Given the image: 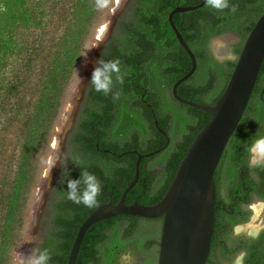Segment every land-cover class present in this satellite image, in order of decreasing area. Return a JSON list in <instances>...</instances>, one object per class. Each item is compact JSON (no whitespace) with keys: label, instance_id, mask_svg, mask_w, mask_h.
<instances>
[{"label":"trees","instance_id":"obj_1","mask_svg":"<svg viewBox=\"0 0 264 264\" xmlns=\"http://www.w3.org/2000/svg\"><path fill=\"white\" fill-rule=\"evenodd\" d=\"M202 0H128L116 18L97 60L119 59L124 83L116 84L118 100L96 92L89 84L83 94L72 127L65 139V164L55 175L42 220L44 236L40 249L51 253L49 264H66L74 236L83 220L99 205L115 204L135 172L138 178L126 193L125 203L153 205L166 193L178 165L198 131L210 115L179 104L171 95L173 83L191 68L168 23L175 7L194 6ZM237 6L217 11L204 3L193 10L172 14L173 25L193 53L192 75L176 87L178 96L198 104L213 105L224 90L242 44L264 12V0H230ZM110 6V4H109ZM105 8L95 0H0V80L17 64L31 68L46 43V62L40 70L34 99L23 118L14 171L0 188V264H14L27 223L33 189L50 149L64 103L77 82L88 44ZM52 26L48 37L45 27ZM239 42L231 48L235 59L217 63L208 42L226 33ZM46 37V38H45ZM12 76L15 75L11 72ZM8 86V89H10ZM7 89V90H8ZM178 105L183 121L166 107V98ZM164 131L178 122L179 137L167 154L159 151L165 139L156 140L157 128ZM262 132V133H261ZM264 132V58L246 108L230 136L213 175L215 187L212 235L227 232L236 221L248 220L245 205L264 201V163L250 165V146ZM80 159V167L72 159ZM154 161L161 168L153 166ZM81 169L94 173L103 185L98 205L88 208L66 199V177L78 179ZM162 217L145 219L117 215L87 229L75 264H113L119 253L132 244L143 253L152 252L146 264H156ZM150 230L138 236L141 230Z\"/></svg>","mask_w":264,"mask_h":264},{"label":"water","instance_id":"obj_2","mask_svg":"<svg viewBox=\"0 0 264 264\" xmlns=\"http://www.w3.org/2000/svg\"><path fill=\"white\" fill-rule=\"evenodd\" d=\"M204 3L202 0L194 6L175 7L167 19L178 44L191 62V68L173 83L171 95L181 104L208 113L210 119L188 146L166 193L153 205L125 203L126 193L138 178V164L143 156L137 154L133 179L115 204L99 205L83 220L74 236L66 264H75L81 240L89 226L117 215L145 219L162 217L156 264H205L214 224L213 175L246 108L264 58V12L247 34L223 92L213 105H203L183 99L176 93V87L194 72L196 62L171 16L196 9ZM114 6L115 2L111 8Z\"/></svg>","mask_w":264,"mask_h":264},{"label":"rangeland","instance_id":"obj_3","mask_svg":"<svg viewBox=\"0 0 264 264\" xmlns=\"http://www.w3.org/2000/svg\"><path fill=\"white\" fill-rule=\"evenodd\" d=\"M127 1L128 0L124 1L125 5ZM114 2L115 0H111L109 8L104 11L102 19L93 33L87 47V54L79 70L77 82L70 89L68 97L64 103L59 123L53 132L49 153L45 157L39 180L31 195L26 215L27 223L24 229V234L18 248L13 254L14 264H19L23 259V255L30 252L34 247L38 248L43 240L44 228L42 220L46 216L47 200L51 194L55 175L60 167L58 164L51 170V182L49 183L47 180L49 162L50 160L62 159L63 157L65 139L72 127L75 115L81 104L87 81L96 66L95 61H97L99 51L103 42L109 38L116 18L122 13L125 7L123 3L124 6H122L119 11L112 12L111 7L114 5ZM103 25H106L108 33L106 37L104 36L98 40L96 39V34L98 29ZM51 28L52 26L45 27L44 30L47 34L46 37H48L50 31L52 32ZM238 42L239 37L235 33L230 32L218 35L211 39L208 44V49L213 59L220 64L225 60L235 59L231 53V48ZM46 47L47 45L45 42L39 47L40 56L32 63L31 68H26L24 64L20 62L17 66L15 65L14 67H11L5 77L0 80V187L8 183L14 171L21 124L28 110V106L36 94L40 70L46 62ZM11 72H14L15 75L12 76ZM9 85H11L10 89H8ZM166 107L179 116L183 121L186 120V117L180 111L178 105L172 103L168 97L166 98ZM66 110H69L68 120L62 122L63 114ZM178 126L179 124L177 122L172 128L174 138ZM55 139L57 141V147L53 149L51 143ZM154 162V168L160 169V163L158 164V162ZM46 171L47 174L45 175ZM255 203H258V201ZM247 209L250 210L249 207H247ZM250 212L251 215L249 221H251L252 216V211L250 210ZM254 223L264 225V206L262 207L261 214L257 217ZM149 233L150 230L143 229L139 232L138 236H144ZM152 258L153 253L151 251L143 253L138 251L136 246L130 244L123 252L118 254L113 264H146Z\"/></svg>","mask_w":264,"mask_h":264},{"label":"clouds","instance_id":"obj_4","mask_svg":"<svg viewBox=\"0 0 264 264\" xmlns=\"http://www.w3.org/2000/svg\"><path fill=\"white\" fill-rule=\"evenodd\" d=\"M97 8L108 7L111 0H95ZM207 6L224 11L229 9L231 12L237 11V6L230 4V0H205ZM95 68L91 73V78L88 84L98 93H103L105 96L112 95L113 100H118L120 97L119 91H113L116 84L124 83V75L121 69V61L117 58L114 60H104L103 58L95 61ZM251 159L250 164L259 165L264 163V136H258L251 144L250 149ZM77 167H80V159L74 157L72 159ZM59 164L63 168L65 161L63 159H53L49 162L47 180L51 182V170ZM61 183H66L67 192L66 199L73 203L83 204L88 208H93L98 205V197L102 195L103 185L100 179L87 169H81L78 179L69 178V172L66 177L62 178ZM51 253L48 249L33 248L30 252L23 255L20 264H49Z\"/></svg>","mask_w":264,"mask_h":264},{"label":"flooded vegetation","instance_id":"obj_5","mask_svg":"<svg viewBox=\"0 0 264 264\" xmlns=\"http://www.w3.org/2000/svg\"><path fill=\"white\" fill-rule=\"evenodd\" d=\"M175 124H177V122H174L170 129L164 131L162 127L158 126L157 121H154V125L156 126L158 132L157 134H154V139H165V145L162 146L161 150L159 151L160 155L167 154L170 148L174 145V139L179 137L178 132L175 134V138L172 134V128L175 126ZM262 136H264V132ZM159 163L160 162H158V164ZM152 167H154V164ZM257 201L264 202L263 200H256L253 203L245 205L244 209L248 210L247 207L250 209V205ZM250 215L247 221H236L234 225L228 226L226 228L227 232H220L211 236L209 253L205 264H234V262L235 264H264V225H259V228L255 233L236 230L237 226L245 224L249 221Z\"/></svg>","mask_w":264,"mask_h":264},{"label":"bare ground","instance_id":"obj_6","mask_svg":"<svg viewBox=\"0 0 264 264\" xmlns=\"http://www.w3.org/2000/svg\"><path fill=\"white\" fill-rule=\"evenodd\" d=\"M125 0H115V6L112 8V12H117L121 9V7L123 6ZM108 33V29L106 28V25L100 27L98 29V32L96 34V39H101L104 36L106 37ZM68 115H69V110H66V112L63 114V118H62V122H66L68 120ZM51 146L53 149H55L57 147V141L56 139L53 140V142L51 143ZM47 174V171L45 172V175ZM264 206V203L262 202H258V203H254L252 205H250V210L252 211V217H251V221L239 225L236 227L237 231H247L249 233H255L257 231V229L259 228V224H255V220L257 219V217L261 214V210L262 207ZM248 233V234H249ZM239 261V260H237ZM236 261V263H237ZM20 264V263H19ZM235 264V262H234Z\"/></svg>","mask_w":264,"mask_h":264}]
</instances>
